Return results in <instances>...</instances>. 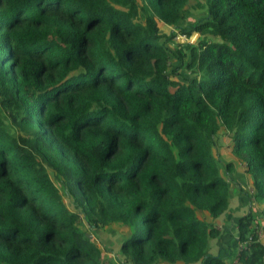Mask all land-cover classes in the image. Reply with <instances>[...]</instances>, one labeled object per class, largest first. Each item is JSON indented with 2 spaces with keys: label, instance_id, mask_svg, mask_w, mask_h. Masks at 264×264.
Listing matches in <instances>:
<instances>
[{
  "label": "trees",
  "instance_id": "1",
  "mask_svg": "<svg viewBox=\"0 0 264 264\" xmlns=\"http://www.w3.org/2000/svg\"><path fill=\"white\" fill-rule=\"evenodd\" d=\"M0 107V264H264V0H0Z\"/></svg>",
  "mask_w": 264,
  "mask_h": 264
},
{
  "label": "crops",
  "instance_id": "2",
  "mask_svg": "<svg viewBox=\"0 0 264 264\" xmlns=\"http://www.w3.org/2000/svg\"><path fill=\"white\" fill-rule=\"evenodd\" d=\"M239 175L242 176V174ZM242 187L243 185L242 186L234 185L232 187V193L234 192V194L232 195L229 208L222 217L216 220V224L218 225L220 231L222 232V235L212 241L210 250L214 254L218 253L222 246L230 247L231 244L234 243L236 238L235 218L241 216V214L247 213L249 211L248 204L252 205L251 199H249V197L247 199V196L243 194L244 190ZM240 188H242V190H240ZM241 200L243 201L241 202ZM237 209H239L238 212L236 211ZM224 259L229 260L227 255H224ZM231 261L232 260H230L229 263ZM230 264H232V262Z\"/></svg>",
  "mask_w": 264,
  "mask_h": 264
},
{
  "label": "rangeland",
  "instance_id": "3",
  "mask_svg": "<svg viewBox=\"0 0 264 264\" xmlns=\"http://www.w3.org/2000/svg\"><path fill=\"white\" fill-rule=\"evenodd\" d=\"M198 36H199L198 33L192 34V36L190 37L191 42H197ZM0 112L3 115L5 114L2 111L1 107H0ZM4 118H6V115H4ZM8 123H9V121H7V124ZM11 128L14 129L12 126H11ZM218 138H219V141H220L219 144L221 143L220 144V148L218 150L221 151L222 143H225V136L222 134V135H219ZM242 169L243 168L241 167L237 171L238 176L236 177V179L233 182H236V185L237 186H242L243 185L242 188H243V190L245 192V193L243 192V194H245L247 196V199H248L249 193H252L253 188L249 184V182H247L248 181V177L242 171ZM239 174H242V176L239 175ZM242 201L243 200H241V202ZM250 207H251V204H248V210H250ZM236 211L238 212L239 209H237ZM241 215H243V214H241ZM94 236L99 240V242L101 243V245H103V247L107 250V254L111 258H113L114 261L117 264H125V262H123L122 256L119 253V249H120V245H121V240H123V238H124V233H118V232H115V231H107L105 233H102V235H101V233H99L98 234V237H97V234L95 233Z\"/></svg>",
  "mask_w": 264,
  "mask_h": 264
},
{
  "label": "built area",
  "instance_id": "4",
  "mask_svg": "<svg viewBox=\"0 0 264 264\" xmlns=\"http://www.w3.org/2000/svg\"><path fill=\"white\" fill-rule=\"evenodd\" d=\"M178 40L179 41H181V42H184V41H191L190 39H187L184 35H179L178 37ZM241 246H243V245H241ZM240 248V247H239ZM237 261H238V253H237V255H236V258L234 259V261L232 260L231 262H232V264H237ZM230 262V263H231ZM229 263V264H230Z\"/></svg>",
  "mask_w": 264,
  "mask_h": 264
}]
</instances>
